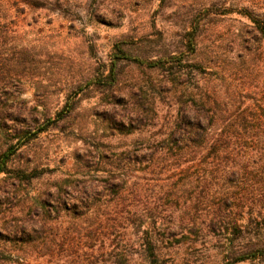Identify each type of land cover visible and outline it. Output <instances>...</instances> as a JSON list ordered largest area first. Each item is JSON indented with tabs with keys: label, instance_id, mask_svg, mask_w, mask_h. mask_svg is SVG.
<instances>
[{
	"label": "rangeland",
	"instance_id": "1",
	"mask_svg": "<svg viewBox=\"0 0 264 264\" xmlns=\"http://www.w3.org/2000/svg\"><path fill=\"white\" fill-rule=\"evenodd\" d=\"M37 4L0 0V96L7 98L0 105V152L45 117L56 120L0 176V264H150L151 237L161 264H233L235 257L263 246L264 230L248 225L249 210L242 214L243 204L234 200L223 209L241 229L232 227L227 240L208 230L176 234L160 224L154 232L150 208L173 205L178 221L200 206L197 196L204 191L183 193L178 173L170 179L169 172L151 174L150 137L189 99L180 92L172 96L169 75L148 65L169 56L203 62L207 72L192 70L187 78L195 92L199 87L229 93L235 109L262 111L264 41L256 39V25L245 13L264 21V0ZM191 32L199 35L195 56L188 47ZM118 45L145 64L119 61L111 86L107 79ZM159 89L154 104L151 96ZM68 98L75 102L69 113L62 111ZM114 179L131 213L125 228H110L105 215L90 227L65 209L80 206L79 199L94 204L106 192V181ZM91 229L96 243L90 241ZM235 264H264V258Z\"/></svg>",
	"mask_w": 264,
	"mask_h": 264
},
{
	"label": "trees",
	"instance_id": "2",
	"mask_svg": "<svg viewBox=\"0 0 264 264\" xmlns=\"http://www.w3.org/2000/svg\"><path fill=\"white\" fill-rule=\"evenodd\" d=\"M37 2L38 0H29V4L34 7L40 6ZM245 14L256 25L254 28L256 39L264 41V21L255 18L251 13ZM198 38L199 35L196 32L188 35V47L193 56L200 50ZM116 50L117 54L112 60L111 74L107 79V85L111 86L114 85L113 82L117 77L115 70L119 61L127 60L145 64L125 53L119 45ZM183 60L182 57L169 56L148 65L150 69L169 75L170 81L175 85V88L170 89L172 96L175 97L180 92L189 99L181 105L178 115L170 118L164 130L157 131L150 137V168L153 176L169 172L170 179L171 174L182 175L184 177V183L181 185L184 189L183 193L194 191L199 187L204 193L197 196L200 206L197 205L185 211L186 218L184 216L178 221L174 218L176 210L173 205L150 208V217L155 220L154 232L160 230L157 226L160 224L166 228L164 231L173 230L176 234L187 231L191 233L197 229L208 230L218 233L220 238L227 240L232 227L233 230L241 229L238 220L234 221L232 218V212L223 209L230 200L243 204L242 214H244L243 210H249L248 225L256 224L257 230L261 228L264 230V124L262 122L264 109L249 110L240 106L235 109L227 92L222 95L219 91H208L207 88L203 90L199 87H196L198 92H195L187 78L192 70L206 73L207 67L203 62L194 59L190 60L192 63H189L190 61L183 63ZM159 96H161L160 89L151 96L154 104L160 98ZM6 100V97L3 99L0 96V105ZM74 108L75 102L68 98L62 111L69 113ZM158 113L156 109L155 115L158 116ZM55 122L56 120L52 117H45L33 130L21 132L18 143L1 151L0 176L3 173H9L8 164L23 146L49 130ZM112 165L115 169L119 168L117 163ZM216 187H219L220 191ZM105 190L106 192H103L97 200L98 203L96 201L90 205L86 200L79 199L80 206L74 204V207L69 208L66 205L65 209L73 213V219L83 220L90 227L98 224L99 218L105 215L107 222L111 223L110 228H115L117 225L125 228L124 226L131 219V213L128 207L123 205L126 198L122 185L116 183L115 179L107 180ZM128 191L130 194L134 192L132 189ZM241 191L243 194L237 196ZM165 195L171 197L170 192ZM92 209L94 217L89 215ZM200 215L204 217L201 223H198ZM161 220L162 222H159ZM100 224L102 225V222ZM76 225L72 223V226H75L74 229L78 227ZM92 230L89 232V238L91 242L96 243L98 238ZM152 238L147 249L149 262L161 264ZM258 258H264V245L251 248L248 252L235 257L233 264Z\"/></svg>",
	"mask_w": 264,
	"mask_h": 264
}]
</instances>
